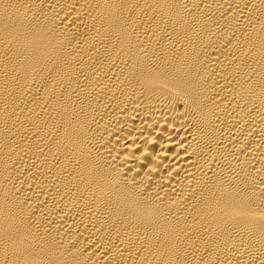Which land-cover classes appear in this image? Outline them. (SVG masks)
I'll return each mask as SVG.
<instances>
[{"label": "bare ground", "instance_id": "bare-ground-1", "mask_svg": "<svg viewBox=\"0 0 264 264\" xmlns=\"http://www.w3.org/2000/svg\"><path fill=\"white\" fill-rule=\"evenodd\" d=\"M0 264H264V0H0Z\"/></svg>", "mask_w": 264, "mask_h": 264}]
</instances>
